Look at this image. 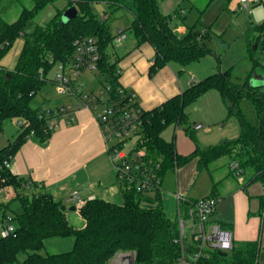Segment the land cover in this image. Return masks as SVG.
Here are the masks:
<instances>
[{
	"label": "trees",
	"instance_id": "obj_1",
	"mask_svg": "<svg viewBox=\"0 0 264 264\" xmlns=\"http://www.w3.org/2000/svg\"><path fill=\"white\" fill-rule=\"evenodd\" d=\"M14 1L0 0V59L17 38L23 37L24 42L15 67L8 71L0 66V133L12 120L22 125H18L21 131L14 143L0 149V189L14 191L11 202L0 203L1 223L13 201H17L21 211L12 215L14 232L0 235V264H108L118 253H131L133 264H176L180 255V247L174 243L178 238L177 222L164 215L161 189L138 192L128 186L122 187L120 205L99 198L87 200L78 208L84 226L77 229L68 222L65 211L60 210V202L29 179L12 174L9 166L3 163L9 159L10 165L17 150L27 140L44 146L53 133L46 131V112L53 108L33 107L31 102L53 84L46 77L52 66L68 68L73 63L76 40L92 38L96 42L97 72L104 76V83L110 85L112 94L120 85L117 62L110 52L114 40L111 26L106 13L103 19L93 14V4L105 3L111 13L121 9L131 14L132 20L126 30L137 45L149 43L156 52L152 71L169 62L185 66L197 61L207 52L205 41L213 35L188 29L184 36H177L171 26L173 17L163 15L156 0L65 1V7L56 10L48 22L26 32L27 25L39 12L57 0H26L30 8L23 6L17 19L9 23L2 13ZM16 1L21 4L24 0ZM222 1L229 3L231 0ZM70 6L77 8L78 16L61 25L62 14ZM180 11L178 15L182 17ZM253 29L264 31V24ZM254 42L257 44V40ZM252 55L253 50L249 49L251 59ZM209 90H216L228 115L238 119L240 135L207 148L196 144L190 155L181 156L177 154L174 142L166 141L162 134L169 127H183L187 131L185 108ZM244 96L256 105L258 125L255 127L247 123L237 110L239 100ZM143 119L140 145L145 147L148 156L160 162L161 181L168 171H174L193 159H197V171L211 173V164L226 156L239 166V174L231 171L232 175L237 177L249 171L252 181L264 184V93L251 88L248 81L244 85L232 82L230 71L192 83L181 94L144 111ZM212 187L214 193L217 183L213 182ZM221 227L230 229L223 224ZM48 247L65 250L47 253ZM43 250L44 255L41 254ZM258 255V241L232 240L229 251H209L197 264H257Z\"/></svg>",
	"mask_w": 264,
	"mask_h": 264
},
{
	"label": "crops",
	"instance_id": "obj_2",
	"mask_svg": "<svg viewBox=\"0 0 264 264\" xmlns=\"http://www.w3.org/2000/svg\"><path fill=\"white\" fill-rule=\"evenodd\" d=\"M161 13L166 15L162 11ZM171 26L179 37L184 36L189 29L183 23H173ZM124 39L126 41V38ZM110 50L120 72L119 84L136 94L137 103L143 111L160 106L168 99L181 94L192 83L200 81L190 64L184 66L177 62H169L152 71L156 57L154 48L149 43L137 45L133 37L131 41L122 45L121 49L114 51L111 47ZM212 91L216 90L205 92L197 102L190 105L197 113V120L189 134L186 130L179 134L184 142L188 136L192 142L183 148L176 142L177 154L190 155L196 145L194 137H198L202 145H205L201 140L204 128L202 123L217 124L222 120L224 104L219 93L216 91L219 96L217 98ZM206 101L213 103L215 112L212 119H207L203 115ZM75 104L76 100L73 98L69 106ZM40 106L48 107L43 103ZM197 125L201 128L196 130ZM206 132H210V129ZM231 163H228L226 172L215 182L217 187L214 193L213 179L208 171L203 170L210 177L211 190L209 194L204 192L199 197L190 193L192 181L196 174L201 172L197 171V159L188 161L174 171H168L167 173L174 174L172 179L168 178L165 181L166 173L161 181L163 212L168 219H175L177 210L175 194L181 195L185 201H196L214 194L213 197L218 199V203L212 220L220 225L229 226L230 229L225 230L230 233L233 241H258L260 255L263 248L261 232L264 225V184L252 181L251 176L239 180L231 174L229 167ZM9 168L12 174L34 182L62 205L66 203L67 197L76 191L83 201L99 198L109 202L107 199L116 196L117 192L121 195L99 125L93 113L84 108L74 112L70 124L61 122L44 146L27 140L15 153ZM228 177L232 179L228 180ZM7 193H11V198ZM12 198L14 191L11 188L0 192L1 204L11 202Z\"/></svg>",
	"mask_w": 264,
	"mask_h": 264
},
{
	"label": "rangeland",
	"instance_id": "obj_3",
	"mask_svg": "<svg viewBox=\"0 0 264 264\" xmlns=\"http://www.w3.org/2000/svg\"><path fill=\"white\" fill-rule=\"evenodd\" d=\"M14 1V0H13ZM156 0L159 9L166 15H171L173 17L171 24L183 23L190 30L197 32H210L214 36L211 39L205 41L204 49L207 52L201 56L197 61L190 64L192 70L196 74L198 80H202L207 76L224 73L230 71V79L232 82L244 85L246 81H250L254 86H259L257 88L260 92L264 93V31L262 29L254 30L255 26L264 24V0H246L247 8L240 9V0H231L229 3H225L222 0ZM3 3V2H2ZM66 3L63 0H57L51 4L45 6L39 14L27 25L25 31L28 32L34 26L44 25L48 22L56 10H61L65 7ZM23 6L30 8V3L24 0L21 4L18 1H14L13 4L7 7L2 13L5 20L9 23L15 21L20 14ZM179 9L184 11L179 18ZM93 14L99 18L103 19L105 13L107 14V22L111 26V33L113 36L116 34V30L120 28L125 32V39L121 42H116L113 40L112 50H118L122 48V45L131 41V34L126 30V26L132 20L131 14L125 10H116L111 13L107 4L98 3L92 5ZM177 16V17H176ZM222 41L219 42L218 41ZM257 40L256 42H254ZM24 42L23 37L17 38L8 51L0 59V66L8 71H11L16 64L18 55L21 51ZM251 42H254L251 44ZM256 45V48L253 47ZM249 49L253 50V60L249 56ZM58 75L57 66L54 65L48 71L46 77L50 81H54ZM102 82L104 84V76L98 72H90L89 70H84L80 75L77 85L81 86V92L84 95H90L92 93H99L102 88ZM215 97H219L216 91H212ZM210 95V94H209ZM73 102V98L67 95H61L56 92L54 84H52L46 92L39 93L31 102L33 107H39L41 103L45 106L55 108L61 106L70 105ZM207 102V101H206ZM212 104V105H211ZM203 110V115L207 119H212L214 116L215 109L213 107L212 101L206 103ZM237 110L243 116L245 121L251 126L255 127L258 125V114L256 110L255 103L248 97L244 96L239 100ZM222 120L217 124L202 123L204 128L202 129V145L198 137H194L196 144L200 147L205 148L217 145L224 141H230L236 139L240 135V125L239 121L235 116H229L225 106L222 107ZM185 114L187 116V133L192 131V126L197 120V113L192 110V106H188L185 109ZM210 129V132H206ZM185 131L182 127H169L167 128L162 137L168 141H173L174 144L177 142L182 145V148L187 146L191 138L188 136L186 142L180 137V132ZM21 129L18 127V121L12 120L7 123L4 127L2 133H0V149L14 143L16 137L20 133ZM183 131V132H184ZM131 146V145H130ZM202 147V148H204ZM231 161L229 157H222L217 161L213 162L210 167V175L213 182H216L221 174L226 172V167ZM11 163V162H10ZM114 170V169H113ZM115 173V172H114ZM173 172L166 174L165 181L169 178L172 179ZM251 173L249 171L244 172L237 176L236 178L246 179L250 177ZM231 180L232 177H228ZM190 193L196 194L199 197L200 194L207 192L210 193L211 182L210 177L205 171L198 172L196 177L190 185ZM11 198V193H7ZM181 196V195H180ZM13 200V198H12ZM107 200L114 204H122V197L119 192L116 196L110 197ZM66 207L65 215L68 222L75 228L79 229L84 226L83 220L78 214V205H70L68 203H63ZM75 206L76 211L71 212L69 208ZM9 211H7V217L12 218L13 213H19L21 211L17 201H13L10 205ZM12 225L13 223L10 222ZM3 224L0 221V235L2 232ZM188 241L189 233L187 231ZM261 244L262 252L259 255L257 264H264V225L261 232ZM65 250L64 248H52L48 247L47 253H58ZM226 252L229 249L225 250ZM41 254H45V251H41ZM23 259V256L20 257ZM133 255L131 253H118L116 254L108 264H133Z\"/></svg>",
	"mask_w": 264,
	"mask_h": 264
},
{
	"label": "built area",
	"instance_id": "obj_4",
	"mask_svg": "<svg viewBox=\"0 0 264 264\" xmlns=\"http://www.w3.org/2000/svg\"><path fill=\"white\" fill-rule=\"evenodd\" d=\"M63 1L76 3L78 0ZM245 8L247 1L240 0V9ZM124 38L125 32L117 29L114 40L121 42ZM74 46L76 54L73 63L68 68L57 65L58 75L53 84L58 94L73 97L76 104L55 107L52 111L46 112V131L54 132L61 122L70 124L74 112L80 108L90 110L102 133L118 187L128 186L138 192L160 189V162L148 156L145 147L140 145L144 111L137 103L136 94L121 85L112 94L108 83H104L97 94H82L77 81L84 70L97 72L98 50L92 38L78 39ZM18 125L21 126L22 123L18 122ZM200 128V125L195 127L196 130ZM3 164L8 167L9 159ZM229 167L232 173L239 174V166L236 163H231ZM6 189L1 188L0 192ZM175 199L178 238L174 243L180 247L176 264H197L209 251L231 249L230 233L212 220L218 199L207 197L185 201L179 194H175ZM84 202L77 191L66 199V203L79 207ZM4 222L1 236L12 234L14 226L10 223L11 218L6 217Z\"/></svg>",
	"mask_w": 264,
	"mask_h": 264
},
{
	"label": "water",
	"instance_id": "obj_5",
	"mask_svg": "<svg viewBox=\"0 0 264 264\" xmlns=\"http://www.w3.org/2000/svg\"><path fill=\"white\" fill-rule=\"evenodd\" d=\"M77 16H78V10H77V8H76L75 6H70L69 8H67V9L63 12L62 17H61V22H60V23H61V25H64V24H66L67 22H69V21L75 19ZM253 48L255 49V48H256V45H255ZM248 84H249V86H250L251 88H259V86H254L252 83H250V81L248 82ZM60 210L64 212V211L66 210V207L62 205V206L60 207ZM69 211H71V212L76 211L75 206H71V207L69 208Z\"/></svg>",
	"mask_w": 264,
	"mask_h": 264
}]
</instances>
